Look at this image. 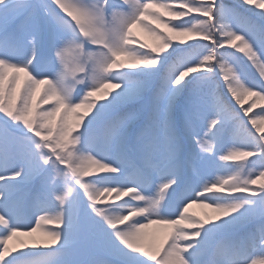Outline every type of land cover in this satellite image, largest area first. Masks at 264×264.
I'll return each mask as SVG.
<instances>
[{"label":"snow or ice","instance_id":"1","mask_svg":"<svg viewBox=\"0 0 264 264\" xmlns=\"http://www.w3.org/2000/svg\"><path fill=\"white\" fill-rule=\"evenodd\" d=\"M257 100L264 0H0V264H258Z\"/></svg>","mask_w":264,"mask_h":264},{"label":"rangeland","instance_id":"2","mask_svg":"<svg viewBox=\"0 0 264 264\" xmlns=\"http://www.w3.org/2000/svg\"><path fill=\"white\" fill-rule=\"evenodd\" d=\"M143 29L137 27L136 29H134V32L136 33L137 37L139 34V31H142ZM145 31V30H143ZM73 56V53L69 52L68 53V58L71 61V58ZM43 87V86H41ZM253 99H256L255 97H248L245 101V107L248 106V104H250L252 102ZM257 105L258 107L263 106L264 105V100H257ZM84 109H77L75 112L73 113H69L67 114V116H65L64 114V110L61 109V112L57 114L56 116V121L59 124L60 118L62 116L65 117V119H67L70 123L75 124L76 120L78 119V115L83 113ZM220 175V174H218ZM259 183V182H258ZM126 198V197H125ZM123 199V198H122ZM103 204H111V203H118V201L115 200V197H111V198H105L102 201ZM211 209L202 205L200 202H196V203H192L189 206L188 212L191 215H195V216H199V217H203L205 215V213L211 214ZM47 227H55V225L50 224L47 225ZM168 226H162V225H151L149 226V228L146 230L150 236L151 235H158L160 234L162 231L167 230ZM15 243V240L9 241V245L11 246L12 244Z\"/></svg>","mask_w":264,"mask_h":264},{"label":"trees","instance_id":"3","mask_svg":"<svg viewBox=\"0 0 264 264\" xmlns=\"http://www.w3.org/2000/svg\"><path fill=\"white\" fill-rule=\"evenodd\" d=\"M149 40H151L152 44L156 42V38L153 37L152 35L149 36Z\"/></svg>","mask_w":264,"mask_h":264}]
</instances>
